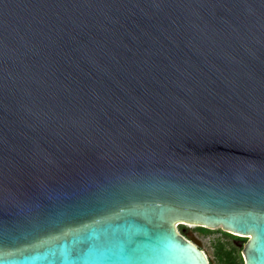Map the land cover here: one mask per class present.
I'll return each mask as SVG.
<instances>
[{
	"label": "water",
	"instance_id": "obj_1",
	"mask_svg": "<svg viewBox=\"0 0 264 264\" xmlns=\"http://www.w3.org/2000/svg\"><path fill=\"white\" fill-rule=\"evenodd\" d=\"M264 264V0H0V264Z\"/></svg>",
	"mask_w": 264,
	"mask_h": 264
},
{
	"label": "rangeland",
	"instance_id": "obj_2",
	"mask_svg": "<svg viewBox=\"0 0 264 264\" xmlns=\"http://www.w3.org/2000/svg\"><path fill=\"white\" fill-rule=\"evenodd\" d=\"M177 228L179 232L180 228H182L181 232L198 242L199 247L207 256L209 264H222L223 258L220 254L224 252V250L227 251L229 247H232L235 256H237L238 252H241V247L236 246L233 242L242 238L243 235H235L230 232L227 233V231L221 229L220 227L207 228L198 225L187 226L184 224L177 226ZM236 260H238V258Z\"/></svg>",
	"mask_w": 264,
	"mask_h": 264
},
{
	"label": "flooded vegetation",
	"instance_id": "obj_3",
	"mask_svg": "<svg viewBox=\"0 0 264 264\" xmlns=\"http://www.w3.org/2000/svg\"><path fill=\"white\" fill-rule=\"evenodd\" d=\"M184 224H187V223H180L178 225H176V228L177 226L179 225H184ZM199 226V225H198ZM182 227V226H180ZM202 227V226H201ZM181 229L180 228V233L185 237V238H188L190 239L191 237H188L186 234H184L183 232H181ZM178 230V228H177ZM229 233V232H227ZM236 235V234H235ZM193 239V238H192ZM195 240V239H194ZM246 241V236H242V238H239L237 241H234L233 244H236V246H240L242 247V244ZM236 242V243H235ZM241 251V249H240ZM226 256L228 260L224 261V264H236V263H239L240 260L242 261V264H243V259H242V256H241V252H238L237 256H235L233 250H232V247H229L227 251L224 250L223 254H222V258L224 259ZM238 258V260H236ZM227 262V263H226ZM222 264H223V261H222Z\"/></svg>",
	"mask_w": 264,
	"mask_h": 264
},
{
	"label": "trees",
	"instance_id": "obj_4",
	"mask_svg": "<svg viewBox=\"0 0 264 264\" xmlns=\"http://www.w3.org/2000/svg\"><path fill=\"white\" fill-rule=\"evenodd\" d=\"M222 254H223V252H222L220 255H222ZM227 257H228V256H226V257L223 259V264H224V261L228 260ZM226 263H227V262H226ZM238 264H242V261L240 260V262H239Z\"/></svg>",
	"mask_w": 264,
	"mask_h": 264
},
{
	"label": "bare ground",
	"instance_id": "obj_5",
	"mask_svg": "<svg viewBox=\"0 0 264 264\" xmlns=\"http://www.w3.org/2000/svg\"><path fill=\"white\" fill-rule=\"evenodd\" d=\"M178 224H180V223H177L176 225H178ZM187 226H195V224H186Z\"/></svg>",
	"mask_w": 264,
	"mask_h": 264
}]
</instances>
